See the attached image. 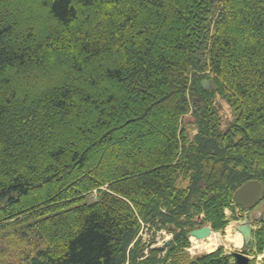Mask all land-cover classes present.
<instances>
[{
	"label": "trees",
	"instance_id": "1",
	"mask_svg": "<svg viewBox=\"0 0 264 264\" xmlns=\"http://www.w3.org/2000/svg\"><path fill=\"white\" fill-rule=\"evenodd\" d=\"M249 180L264 187V0H0V238L26 264H234L185 249L196 216L239 218Z\"/></svg>",
	"mask_w": 264,
	"mask_h": 264
},
{
	"label": "rangeland",
	"instance_id": "2",
	"mask_svg": "<svg viewBox=\"0 0 264 264\" xmlns=\"http://www.w3.org/2000/svg\"><path fill=\"white\" fill-rule=\"evenodd\" d=\"M215 103L219 106V113L222 117V126L224 127L228 121L231 120L232 118V113L230 110L229 105L225 102L223 98H221L218 94L215 96L214 99ZM190 115L188 114L185 116L183 119V122L187 126V130L190 134V136H193L197 131L195 127L191 124H189L188 117ZM88 200H91L93 198V195H88L87 196ZM236 211L241 214L240 208L236 207ZM251 211H246L244 212L243 216L247 217L248 223L252 225V229L256 230L261 226V220H264V200L261 201L256 207L250 209ZM225 213L230 216L231 215V210L230 209H225ZM239 214V215H240ZM197 218L199 219L200 222V216L198 215ZM30 223V220L28 221H21L20 223L13 224L11 226H8L5 228L6 230L4 232L7 233H14L17 231L18 233L15 232L16 237L20 235L19 231H21V228L26 229V226ZM238 221L237 220H231L223 230L214 232L210 237H206L204 239H196L195 237H188L190 245L188 248L185 250L187 253L192 257L201 253H206L207 250L204 249H198L194 248V243L192 239H194L196 242L199 243H209L210 239H213L216 242L215 248L222 246L224 249V252L229 255L232 252L235 251H240L241 245H242V235H240L241 241L239 244L236 243V234H241L238 232ZM25 232V230H23ZM6 233V234H7ZM141 239L142 242L150 244L151 247H156V246H164L165 242L171 239L172 234H169L166 232V230L162 229L160 231H157L155 235H153L152 232L142 229L141 231ZM213 237V238H212ZM19 238V237H18ZM215 238V239H214ZM12 241L11 239H7V236L4 238H0V264H26L25 260L20 258V244L18 242H14V245L11 246L10 243L7 242ZM32 240V239H31ZM29 239V241H31ZM37 241V240H36ZM13 243V242H12ZM251 246V245H250ZM253 247H249L247 249L246 254H249L250 257V264H264V249L262 250L261 253L258 254H252ZM145 253H147V249L145 248L144 250Z\"/></svg>",
	"mask_w": 264,
	"mask_h": 264
},
{
	"label": "water",
	"instance_id": "3",
	"mask_svg": "<svg viewBox=\"0 0 264 264\" xmlns=\"http://www.w3.org/2000/svg\"><path fill=\"white\" fill-rule=\"evenodd\" d=\"M211 84L210 80H204L202 86L205 89H209L208 86ZM264 198V187L260 181L249 180L240 185L233 194L234 202L242 208L250 209L254 207L260 200ZM238 230L242 233L243 240L245 245H247L250 235H251V226L247 224L246 219L239 221ZM211 234L210 226H203L197 229H193L189 235L197 239H204ZM169 244V241L166 245ZM162 248V247H156ZM235 263L236 264H248L249 258L241 253H234Z\"/></svg>",
	"mask_w": 264,
	"mask_h": 264
},
{
	"label": "bare ground",
	"instance_id": "4",
	"mask_svg": "<svg viewBox=\"0 0 264 264\" xmlns=\"http://www.w3.org/2000/svg\"><path fill=\"white\" fill-rule=\"evenodd\" d=\"M211 235L212 234L208 235V237L211 238ZM240 235L241 234H239V233L236 234V238H235L236 240L235 241H236L237 244H239L240 241H241ZM192 241L194 243V246H193L194 248L204 249V250H207V252H210V251H213V250L216 249L215 248L216 242L213 239H210L209 243L208 242L207 243H204V242L203 243H199V242H196L194 239H192Z\"/></svg>",
	"mask_w": 264,
	"mask_h": 264
},
{
	"label": "flooded vegetation",
	"instance_id": "5",
	"mask_svg": "<svg viewBox=\"0 0 264 264\" xmlns=\"http://www.w3.org/2000/svg\"><path fill=\"white\" fill-rule=\"evenodd\" d=\"M239 208H240V207H239ZM240 211H241V214H243L244 212H246V211H248V210H244V209L240 208ZM249 211H251V210H249ZM237 214L239 215L240 212L237 213ZM242 218H244V216H242ZM245 218H247V217H245ZM248 220H249V219L247 218V221H248ZM251 240H252V237H251ZM251 240H250V241H251ZM249 247H251L250 244H249V242H248L247 245H245L244 242H243L242 245H241V248H242V249H241L240 251H238V252H240V253H242L243 255L249 257V254H246L247 249H248ZM234 253H235V252H232V253L229 254V255L231 256L232 261H234ZM249 258H250V257H249ZM249 262H250V261H249ZM248 264H250V263H248Z\"/></svg>",
	"mask_w": 264,
	"mask_h": 264
}]
</instances>
